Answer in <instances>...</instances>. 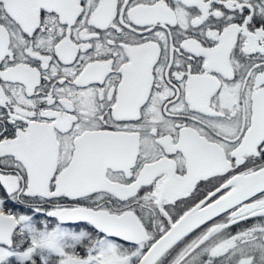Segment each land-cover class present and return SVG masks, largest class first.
Returning <instances> with one entry per match:
<instances>
[{
  "label": "snow or ice",
  "instance_id": "6c2138e0",
  "mask_svg": "<svg viewBox=\"0 0 264 264\" xmlns=\"http://www.w3.org/2000/svg\"><path fill=\"white\" fill-rule=\"evenodd\" d=\"M0 264H264V0H0Z\"/></svg>",
  "mask_w": 264,
  "mask_h": 264
}]
</instances>
